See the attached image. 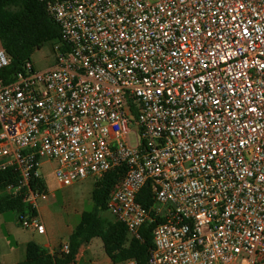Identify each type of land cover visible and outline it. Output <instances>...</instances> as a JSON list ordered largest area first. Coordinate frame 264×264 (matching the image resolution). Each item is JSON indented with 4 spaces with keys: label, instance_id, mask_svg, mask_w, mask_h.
<instances>
[{
    "label": "built area",
    "instance_id": "1",
    "mask_svg": "<svg viewBox=\"0 0 264 264\" xmlns=\"http://www.w3.org/2000/svg\"><path fill=\"white\" fill-rule=\"evenodd\" d=\"M43 1L62 41L0 84L5 190L43 158L65 185L123 166L106 209L134 237L159 220L150 264H264V0ZM47 195L28 188L23 227L45 233Z\"/></svg>",
    "mask_w": 264,
    "mask_h": 264
},
{
    "label": "trees",
    "instance_id": "2",
    "mask_svg": "<svg viewBox=\"0 0 264 264\" xmlns=\"http://www.w3.org/2000/svg\"><path fill=\"white\" fill-rule=\"evenodd\" d=\"M61 41V27L48 13L43 0H0V46L11 59L9 65L0 70V84L9 83L19 70H24L37 49L47 43L55 47ZM125 171V167H117L94 182V208L81 214L80 221L67 241L68 253L61 251L62 244L59 249L50 251L35 240H29L25 258L18 264H72L81 245L93 237L102 239L104 249L114 263L135 258L138 264H150L149 254L154 247L153 230L159 220L144 223L140 228V237H134L129 235L123 222L101 213L107 211L109 194ZM20 179L19 171L13 166L0 170V214L12 211L19 225L22 215L37 213L25 201L28 188L39 194H48L47 185L41 176H33L28 188H23L21 192L5 190L9 185H18ZM137 199L148 208L155 205L149 183L140 190Z\"/></svg>",
    "mask_w": 264,
    "mask_h": 264
},
{
    "label": "rangeland",
    "instance_id": "3",
    "mask_svg": "<svg viewBox=\"0 0 264 264\" xmlns=\"http://www.w3.org/2000/svg\"><path fill=\"white\" fill-rule=\"evenodd\" d=\"M55 61L56 49L51 43L37 49L32 55V62L37 70L45 69L53 65ZM55 163L54 159L43 158L41 160L39 173L47 185L48 195L46 198L40 199L39 215L45 224L47 234L56 243L62 238V222H79L82 211L94 208L92 192L96 180L92 176H87L71 184H61L54 173ZM101 213L108 218L112 216L106 210ZM3 216H10L16 221L12 211L3 214Z\"/></svg>",
    "mask_w": 264,
    "mask_h": 264
},
{
    "label": "crops",
    "instance_id": "4",
    "mask_svg": "<svg viewBox=\"0 0 264 264\" xmlns=\"http://www.w3.org/2000/svg\"><path fill=\"white\" fill-rule=\"evenodd\" d=\"M82 213L83 211L80 214ZM111 218L114 217L111 216ZM77 224L78 222L75 221L62 222V238L55 243L46 231L38 233L34 228L23 227L14 221V218L0 214V264H18L23 260L29 240H35L50 251L59 249L62 243L68 241ZM99 239L101 238L93 237L88 243L82 244L77 258L72 264H117L110 259L104 249L102 239Z\"/></svg>",
    "mask_w": 264,
    "mask_h": 264
},
{
    "label": "snow or ice",
    "instance_id": "5",
    "mask_svg": "<svg viewBox=\"0 0 264 264\" xmlns=\"http://www.w3.org/2000/svg\"><path fill=\"white\" fill-rule=\"evenodd\" d=\"M209 35H211V34H209Z\"/></svg>",
    "mask_w": 264,
    "mask_h": 264
}]
</instances>
